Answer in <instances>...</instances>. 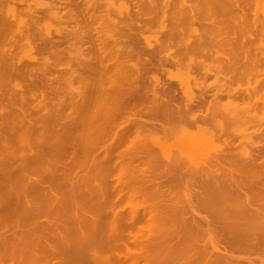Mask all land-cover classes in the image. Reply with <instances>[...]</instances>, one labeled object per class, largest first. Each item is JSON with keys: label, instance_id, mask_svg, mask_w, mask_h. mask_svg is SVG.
I'll return each instance as SVG.
<instances>
[{"label": "bare ground", "instance_id": "6f19581e", "mask_svg": "<svg viewBox=\"0 0 264 264\" xmlns=\"http://www.w3.org/2000/svg\"><path fill=\"white\" fill-rule=\"evenodd\" d=\"M0 264H264V0H0Z\"/></svg>", "mask_w": 264, "mask_h": 264}, {"label": "rangeland", "instance_id": "374dc122", "mask_svg": "<svg viewBox=\"0 0 264 264\" xmlns=\"http://www.w3.org/2000/svg\"><path fill=\"white\" fill-rule=\"evenodd\" d=\"M100 9H99V13L97 15L107 14L112 19H116L117 18L116 12L114 10L107 11V10H105L104 7L100 8Z\"/></svg>", "mask_w": 264, "mask_h": 264}]
</instances>
